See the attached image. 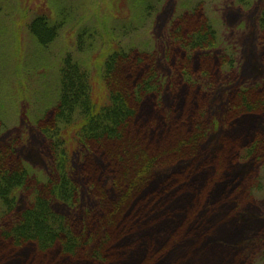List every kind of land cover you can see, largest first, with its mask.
Segmentation results:
<instances>
[{"label":"trees","instance_id":"16d2710c","mask_svg":"<svg viewBox=\"0 0 264 264\" xmlns=\"http://www.w3.org/2000/svg\"><path fill=\"white\" fill-rule=\"evenodd\" d=\"M185 11L169 31L181 56L164 54L176 80H164L155 54L110 42L98 55L97 92L86 66L64 59L55 100L35 121L52 157L44 181L15 142L0 143V264H246L255 243L264 261L263 227L233 206L241 158L264 156V135L249 137L264 121V87L233 90L223 114L231 140L204 144L207 106L193 85L210 89L207 77L217 76L205 53L216 33L200 4ZM50 22L41 14L29 25L40 46L56 34ZM259 27L262 44L264 10ZM166 98L162 114L155 102ZM82 190L91 199L83 208Z\"/></svg>","mask_w":264,"mask_h":264},{"label":"rangeland","instance_id":"374dc122","mask_svg":"<svg viewBox=\"0 0 264 264\" xmlns=\"http://www.w3.org/2000/svg\"><path fill=\"white\" fill-rule=\"evenodd\" d=\"M147 4H151V10L144 19L141 8ZM198 4L216 33V45L205 53L211 60L216 58L212 68L217 76L207 77L210 89L200 81L193 85L207 106L206 123L202 116L204 144L213 147L223 139L230 141L227 134L231 120L226 125L223 121L230 93L235 89L264 87V42H259L264 0H0V143L15 142L17 156L27 164L30 175L44 181L52 157L48 140L35 121L43 108L55 100L64 59L84 64L97 92L101 91L95 76L98 55L110 42L155 54L160 73L166 76L164 80H176L172 62L166 65L168 59L164 57L166 52L181 56L179 48L170 43V27L179 14ZM41 14L57 28L55 36L44 46L29 34L31 21ZM222 56L227 61L223 66L219 63ZM168 99L161 104L155 102L156 110L168 112L172 106L171 98ZM256 122L261 127L252 131L251 139L264 135V121ZM240 146L243 145H235V149ZM263 160L264 156L241 158L238 164L245 171L240 176L239 193L237 189L239 201L233 206L239 216L243 212L252 225L260 224L264 230ZM86 194L87 190L81 191L82 208L91 201ZM242 237L249 239L250 234ZM252 249L255 255L246 258V264H264L257 258L260 247L255 243Z\"/></svg>","mask_w":264,"mask_h":264}]
</instances>
